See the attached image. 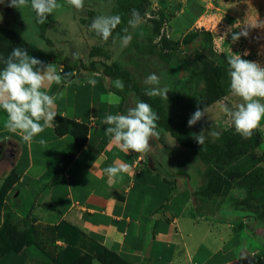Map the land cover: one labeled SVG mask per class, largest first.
<instances>
[{
	"label": "crops",
	"instance_id": "1",
	"mask_svg": "<svg viewBox=\"0 0 264 264\" xmlns=\"http://www.w3.org/2000/svg\"><path fill=\"white\" fill-rule=\"evenodd\" d=\"M150 1L146 17L172 26L174 33H187L194 27L207 28L202 21L206 16L201 17L197 11L189 9L193 0H187L177 16L168 12L175 1ZM58 3L62 7L54 11L53 20L70 12L74 14V22H82L89 28L94 18L102 15L94 4L85 5L80 14L66 0H58ZM7 5L8 1L1 7L6 10L7 19L2 24L18 33L8 25L15 8ZM189 19L191 23L186 24ZM94 47L99 46L91 47L89 53ZM46 55L50 60L45 63L71 74L64 84H53L47 89L51 95L64 93L56 100L57 116L85 125L88 138L66 171L56 177V165L72 149L74 138L70 134L58 136L53 122L32 142H24L19 134L7 130V114L0 109V155L6 158L13 153L20 193L44 194L45 203L61 221L76 227L91 243L114 251L128 264L264 263L261 255L264 246L256 235L257 229L252 232L246 227L254 217L227 203L215 213L198 210L196 191L200 175L197 167L200 165L195 163L193 169L182 162L183 158L192 162L191 150L158 128L160 139H150V144L160 145L153 155L141 157L135 152L121 151L110 142L105 134L107 125L103 123L108 114H126L124 98L112 89L110 79L97 70L68 66L62 56L58 59L62 63L58 64L56 57ZM90 79L97 81L95 87L89 84ZM213 114L212 105L208 107L205 128L209 126L216 131ZM259 129L264 136V119ZM41 139L44 144L39 142ZM120 163L131 165V170L122 174L123 179L110 180L104 169ZM232 194L245 196L241 190L239 193L234 190ZM5 207L0 215V227L7 213ZM35 250L0 257V264H37L42 253ZM92 264L102 263L94 259Z\"/></svg>",
	"mask_w": 264,
	"mask_h": 264
},
{
	"label": "rangeland",
	"instance_id": "2",
	"mask_svg": "<svg viewBox=\"0 0 264 264\" xmlns=\"http://www.w3.org/2000/svg\"><path fill=\"white\" fill-rule=\"evenodd\" d=\"M6 1L8 0H4L3 3ZM170 1H175L173 7H170L168 11L172 13L171 16L179 15L187 3V0ZM3 3H0V25H2V21L7 20L5 18L6 10L1 8ZM112 3L113 0H85V5L94 4L103 15H109L112 12L114 7ZM4 8L6 7L4 6ZM189 9L197 11L200 16H206L202 21L207 24L205 26L207 30L194 27L187 33H174L172 26L163 25L160 22V25L155 24L149 20L152 18H147L141 21L134 32L130 31L133 39L124 48L120 47L119 42L115 44L112 42L116 37L113 34L107 42H104L94 32H90L82 22H74V14L72 15L70 12L64 13L60 18L54 20L52 19L53 14L47 16V40L40 36L30 5L20 10L15 8L13 20L9 21L8 25L15 28L27 42L44 50L52 58L60 54L69 61L72 67L84 70L90 69L91 65L89 49L93 46L105 48L106 54L97 58L95 69L110 79L112 89L123 96L126 111L128 108L134 107L138 101H142V95L147 96L145 92L152 85L146 84L145 80L147 76L155 73L160 79V87L166 86L170 89L167 94L168 99L159 96H148V99L151 101L160 99L169 113L184 116V109L181 105V101L184 99L182 98L189 95L197 100L198 95L205 88L206 83L201 76L205 63L210 67L220 65L222 64L221 55L228 58L238 54L243 59L264 66V0H193ZM79 12L81 14V11ZM191 21L189 19L186 24H190ZM241 31H247L248 35L240 36L238 40L233 41L232 35ZM203 32L210 34L206 37V42L201 36ZM188 34H196V38H193L190 43H185L184 40ZM47 41L51 43L49 44ZM201 55L203 58H200ZM59 63L61 61H58ZM114 65H118L119 68H115ZM120 74L127 76L128 85L124 83L123 91L115 87V81L122 80L117 76ZM221 102L234 108L242 101L228 93L227 96L212 104L214 106L213 117L216 120L215 129L218 133L233 126L231 118L220 110ZM261 102L264 103V100ZM205 120L206 116L192 126V130L199 133L202 128H205ZM209 128L208 126L205 129ZM205 135L207 139L217 140V138L208 136L207 132ZM6 147L5 149H7ZM263 150L264 144L259 146L258 152H263ZM191 153L192 162L189 158H183L182 162L189 167L191 165L193 169L195 163L200 165L197 167V172L200 175L197 194L207 185L204 178L207 167L194 152ZM13 160V153L8 154L6 158L0 155V188L4 184H12L11 191L13 190V192L10 191L7 195L5 209L12 215L17 232L23 234L31 231V238L42 253L37 264H81L80 258L91 253L94 249L91 242L75 231H66L64 222L45 203L44 194L20 193V189L16 186L17 174L13 168ZM36 171L37 168L34 172ZM17 190L19 191L18 197H16ZM234 190L235 193H239L238 189ZM234 190L226 197L207 198L198 195L196 198L198 210L215 213L224 203H227L236 209L245 211L254 217L253 221L246 223V227L252 232L257 229L256 235L260 236L262 246H264V213L256 216L252 212L257 205H260V202L253 201L248 205L241 206V201L244 198L232 194ZM236 224L238 225V223ZM35 251V248L31 247L28 249V254Z\"/></svg>",
	"mask_w": 264,
	"mask_h": 264
},
{
	"label": "clouds",
	"instance_id": "3",
	"mask_svg": "<svg viewBox=\"0 0 264 264\" xmlns=\"http://www.w3.org/2000/svg\"><path fill=\"white\" fill-rule=\"evenodd\" d=\"M4 0H0L3 3ZM66 3L77 11L85 10V0H66ZM35 12L37 22L44 24L48 15L62 5L58 0H8V7L18 10L28 7ZM142 21L140 13L133 9L128 19V27L123 29L125 35L113 38V43L119 42L120 47H127L132 39V32L139 27ZM121 24L120 15H98L89 26V31L94 32L104 42L112 37L113 30ZM132 30V32L129 31ZM247 31L232 35L233 41L240 36H247ZM76 55L75 53L73 54ZM4 68L0 70V109L7 114L5 127L11 133L19 134L24 142H32L47 128H50L57 116L56 100L62 98L64 93L49 94L47 89L51 85H61L67 82L70 73L58 71L53 64H47L33 56L27 50L16 47L3 61ZM229 90L230 93L242 101L234 108L221 102L220 110L231 118L235 132L244 138H250L254 130L260 126L264 119V66L259 63L241 58L236 54L227 58ZM145 83L152 85L145 94L149 97L168 99L169 88L160 87V79L152 73L147 76ZM89 84L96 86L97 81L90 79ZM115 87L124 90V82L115 81ZM208 115V107L199 106L191 114L187 126L192 127ZM159 115L152 106L146 102L138 101L134 107L128 108L126 114H108L103 123L107 125L105 134L110 137V142L121 151L141 154V157L153 155L159 144H150V139H160L158 129ZM213 138H218L219 133L209 129H201L192 133L196 143L203 145L207 139L205 133ZM44 144L45 141H39ZM131 165L120 163L110 165L104 169L110 180L123 179L122 174L128 173Z\"/></svg>",
	"mask_w": 264,
	"mask_h": 264
},
{
	"label": "trees",
	"instance_id": "4",
	"mask_svg": "<svg viewBox=\"0 0 264 264\" xmlns=\"http://www.w3.org/2000/svg\"><path fill=\"white\" fill-rule=\"evenodd\" d=\"M150 6V0H115L111 15H120L121 24L113 30V35L116 37L117 35H125L123 29L128 27V19L133 9L140 13L142 20L147 19L146 14ZM33 14L40 36L47 40V22L44 24L38 23L34 11ZM149 20L160 25L155 19ZM209 35L206 32L201 33L204 41ZM195 36L196 34L186 35L185 43H190L193 38H196ZM47 42L51 43L50 41ZM16 47L27 50L30 56L43 62L50 60V57L40 48L30 44L15 30L2 24L0 25V70L5 66L3 61L7 59ZM105 54V48H92L89 53L91 65L90 69L87 70H96L95 64L97 60L95 59L101 58ZM200 58H203V56L201 55ZM221 58L222 64L220 65L210 67L205 63L201 76L206 84L203 92L198 95L197 100L189 95L182 98L184 99L181 101L184 116L169 113L160 99L151 101L148 99V96L142 95V101L150 104L159 115L158 128L169 133L180 145L194 152L207 167L204 175L207 185L196 194L197 197L198 195H203L207 198L214 196L226 197L232 190L238 189L245 194L244 199L241 201V206L248 205L253 201L260 202V205H257L252 211L258 216L264 213V150L263 152H258L259 146L264 144V136L259 127L254 130L250 138H244L235 132L233 125L230 129L223 131L217 140L206 139L203 145H199L192 136V133L198 134V132L187 126L188 119L198 106L200 108H203L205 105L210 107L213 103L230 93L227 58L224 55H221ZM56 59H60V54L56 56ZM63 63L68 66L70 65L68 60L63 61ZM114 67L119 68L118 65H114ZM117 76L128 85L125 74ZM54 123L58 136L70 134L74 138V146L60 158L56 165L55 173L56 177H59L85 147L88 138V128L83 124L58 116H56ZM11 185V183H7L0 188V215L3 214L7 195L11 191ZM64 225L67 232L75 231V233L84 236L73 225L67 222H64ZM91 244L94 249L91 253L80 258L81 264H92L94 259L99 260L102 264H128L114 251L96 243ZM31 247L39 249L31 238V231L23 234L17 232L12 215L6 213L4 215V222L0 227V257L14 253H27V250ZM261 255L264 262V250Z\"/></svg>",
	"mask_w": 264,
	"mask_h": 264
}]
</instances>
